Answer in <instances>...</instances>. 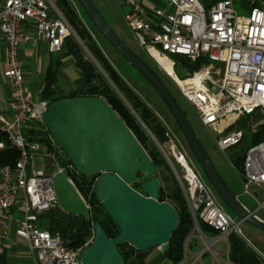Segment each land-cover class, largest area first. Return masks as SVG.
<instances>
[{
	"label": "built area",
	"instance_id": "obj_1",
	"mask_svg": "<svg viewBox=\"0 0 264 264\" xmlns=\"http://www.w3.org/2000/svg\"><path fill=\"white\" fill-rule=\"evenodd\" d=\"M118 2L129 9L124 19L137 45L153 61L152 50L171 62L172 75L166 74L167 77L200 123L216 133L219 150L243 141L240 124L246 123L252 135L258 127H264V0H216L211 4L202 0ZM24 25L33 27L37 40L48 43L50 53H59L65 41L75 36L54 0H0V33L6 43L2 76L11 93L10 116L0 118V134L20 151L14 166L0 167V255L9 241L8 219L13 217L15 235L25 243L32 264H80V254L88 243L68 247L66 238L50 233L38 223L42 214L58 209L54 175L67 170L74 187L72 177L78 175L68 161L65 168L49 173L32 166L38 145H28L23 130L27 123L41 120L49 102L36 99L24 88V75L17 61L20 45L29 40ZM169 55H179L189 65L199 62V68L189 72ZM208 62L219 63L221 70ZM176 65L187 70L185 79L177 77ZM258 113L262 118L254 121ZM3 148L0 141V150ZM170 150L181 171L180 175L175 173L177 183L199 241L194 251L187 250L185 241L183 258L177 264H231L227 238L230 233L241 235L240 222L222 211L217 195L187 156L175 145ZM240 176L245 194L252 186H264V130L263 140L246 149ZM259 207H264V202ZM200 222L216 234H203ZM217 242L223 245L221 253L214 249ZM206 255L209 259L204 261Z\"/></svg>",
	"mask_w": 264,
	"mask_h": 264
},
{
	"label": "water",
	"instance_id": "obj_2",
	"mask_svg": "<svg viewBox=\"0 0 264 264\" xmlns=\"http://www.w3.org/2000/svg\"><path fill=\"white\" fill-rule=\"evenodd\" d=\"M77 2L107 43L160 97L218 199L238 222L264 234V220L246 208L221 178L164 82L120 40L91 0ZM174 71L179 79L188 75L180 65ZM40 122L77 175L92 187L95 200L118 230L109 238L98 221H92L93 237L80 254V264H125L118 250L125 245L138 253L158 248L167 252L178 213L170 203L158 201L161 183L154 163L108 103L100 97L61 98L48 104ZM135 184L141 193L132 188ZM53 188L60 211L91 222L90 209L68 180L67 170L54 175ZM64 243L72 246V238Z\"/></svg>",
	"mask_w": 264,
	"mask_h": 264
},
{
	"label": "trees",
	"instance_id": "obj_3",
	"mask_svg": "<svg viewBox=\"0 0 264 264\" xmlns=\"http://www.w3.org/2000/svg\"><path fill=\"white\" fill-rule=\"evenodd\" d=\"M54 3L63 8L66 20L70 24L78 40L92 57V60L86 57L81 46L72 37L68 38L63 45V49L65 50L64 56L72 60L84 85L66 96L54 91V87L58 86L57 69L62 65L55 61L49 65L45 74L41 99L49 103L66 97L89 96L104 99L146 151L156 167L157 177L159 178L163 160L160 159L157 149L154 147V144L150 142L141 124L159 145H163L169 141L170 138L160 124L157 123L151 111L130 88L127 87L116 70L109 64L100 49L91 39L90 35L80 25L76 12L64 0H54ZM143 61L164 82L163 78L160 77L145 60ZM181 63L189 67V64H187L185 60L182 59ZM198 63L199 62L189 67L192 69L191 71H195L193 66H196L197 69V66H199ZM263 130L264 127L260 126L255 134L244 136L245 139L243 138V140H245L247 144L246 149L250 145L257 144L263 140ZM23 134L28 145L41 146V148L46 151V154H48L49 159H51V155H57V149L40 121L27 123L24 127ZM0 141L4 144V148L0 150V167L14 166L20 154L19 149L9 142L3 134H0ZM241 143L239 145H241ZM244 156L245 152L233 163L239 175L242 174ZM63 161H60L61 164H63ZM74 185L82 198L90 206L91 222H85L80 217L69 216L59 209H55L39 217V226L45 228L52 234L59 233L64 238L71 237L73 247H82L87 242H91L93 237L92 221L94 220L98 221L109 238H114L118 234V230L110 218L102 211L101 206L95 200L90 186H88L81 177L75 179ZM132 188L141 193L138 184L133 185ZM158 201H169L168 203H170L178 213V222L170 237L168 251L163 253L168 264H177L183 258L185 241L188 251H194L198 248L199 241L195 236L194 224L177 185H175L174 189L169 193L163 188H160ZM199 227L201 232L205 235L216 234L201 222L199 223ZM227 243L228 260L231 264H264V259L248 246L240 235L230 233L227 238ZM118 250L124 258L125 263L145 264L144 259L146 253H138L129 245L120 246Z\"/></svg>",
	"mask_w": 264,
	"mask_h": 264
},
{
	"label": "rangeland",
	"instance_id": "obj_4",
	"mask_svg": "<svg viewBox=\"0 0 264 264\" xmlns=\"http://www.w3.org/2000/svg\"><path fill=\"white\" fill-rule=\"evenodd\" d=\"M91 1L93 2L94 6L98 10L104 21L112 29V31L120 38V40L134 53H136L143 60H145L158 73V75L163 78L165 85L167 86L171 94L174 96L181 110L185 114L187 121L189 122L195 135L198 137L199 141L201 142L203 148L205 149L207 155L209 156L211 162L213 163L214 167L216 168L221 178L224 180V182L227 184L230 190L237 196L239 201L246 208L250 210H256L255 212L256 215L262 220H264V207H259L261 206V203L264 202V186L262 188H256L252 186L248 189V194H245L243 190V180L233 165V163L237 161V159L246 151V146H247V144L245 143L246 141L243 140L241 145L231 147L225 151L219 150L216 144V140L218 138L216 133L205 128L200 123L192 107L187 102H185V100L181 97L180 93L177 91V89L170 81V79L167 77V75L137 45L124 19L125 14L128 13L129 10L128 7L119 4L118 0H91ZM202 1L203 3L211 4L216 0H202ZM76 3H77L76 0H73V3L72 4L68 3V5L76 12V16L80 25L90 35L91 39L100 49V51L102 52L105 58H106L105 56L106 53L104 51V48L105 50L108 51L110 57L106 59L109 62V64L113 68L115 67L117 71L120 73V75L124 77L126 80H128L132 88L137 90L143 101L150 106L151 109L149 108L148 109L151 111V113L153 112L152 115L157 121V123L160 124V126L165 130L166 134L170 138L169 141H167L163 145H159L155 141L153 136L141 124V127L146 132L150 142H152L154 144V147L157 149L160 159L163 160V165L161 166L160 169L161 173L159 175V179H161L160 180L161 188H163L167 193H169L171 190L174 189L175 185L178 186L175 173L180 175L181 171L179 166L175 162L170 150L171 146L173 145H175L180 152H183L187 156V158L195 166L196 171H198L203 177V173L199 168L198 164L196 163L184 137L182 136L170 112L168 111V109L166 108L160 97L151 88V86H149V84L131 66H129L126 63V61L107 43V41L92 25V23L90 22L84 11L82 10L81 6L78 3L77 4ZM56 6L58 7L62 15L65 17L63 8L59 7L58 5ZM72 38L81 46L86 57L92 60V57L85 49V47H83L82 43L78 40L77 36L75 35ZM168 57L176 62H181L182 60V57L179 55H169ZM194 64L189 65V67H191ZM206 64H210L213 68L221 70L219 67V63L208 62ZM189 67L187 68L190 72L192 69ZM198 68L199 66H197V69ZM193 69L197 70L196 66H193ZM124 83L126 84L125 81ZM259 114L260 113H258V115L253 117L254 121L261 120L262 116H260ZM168 122L169 124H171V127L168 124ZM239 127L244 129L245 137L246 135H252L250 130L247 129L246 123L240 124ZM171 128H173V130H171ZM161 147H164L162 148V151L160 150ZM42 154L40 153L39 154L40 156L37 154L33 156L32 166L34 169H42L44 172L49 173L51 171H56L58 169L65 168L67 166V160L65 159L64 155L62 156L60 154L57 155L54 154L55 158L54 160L53 159L51 160L48 158L47 156L48 154H46L45 150L43 151ZM61 160L63 161V164H61L60 162ZM72 178H73V182H75L76 178L74 176ZM203 179L206 183H208L206 178L203 177ZM90 188L92 189V187ZM217 200L222 211L226 215L234 219L236 222H238L237 217L220 201V199L217 198ZM88 207L90 209L89 205ZM238 228L242 236L255 249L256 253H258V255H260L264 259V234L245 222L239 223ZM221 244L222 243L220 242L214 244V249L218 253H221L223 250ZM152 251L163 253L161 248L151 250V252ZM149 252H146L145 254V259H144L145 264H146L145 260ZM158 253H156V255H154L153 258H149L147 260V264H163L165 262V259L163 255ZM208 257L209 256L207 255L204 256L203 260L207 261V259H209ZM14 261H20V260L14 259ZM125 264H130V262L129 263L126 262Z\"/></svg>",
	"mask_w": 264,
	"mask_h": 264
},
{
	"label": "crops",
	"instance_id": "obj_5",
	"mask_svg": "<svg viewBox=\"0 0 264 264\" xmlns=\"http://www.w3.org/2000/svg\"><path fill=\"white\" fill-rule=\"evenodd\" d=\"M23 29L25 33L29 36V40L26 43L20 45L17 53V61L24 75V88L26 91L30 92L36 99H41V91L45 82V74L48 70L49 65L55 61L61 63L62 65L57 69L58 86L54 87V91L59 92L62 95L66 96L84 85V82L80 78L79 73L74 67L72 60L64 56V52H65L64 49H62L59 53H50L48 50V43L46 41L37 40L35 38V34L32 26L24 25ZM104 51L106 53V54L104 53L106 58H109L110 55L108 51L105 50V48ZM5 67H6V43L0 33V118L8 119L10 116L9 109L11 102V93L9 92L8 88L5 86L4 79L2 76ZM114 69L119 74L121 79L126 82L127 86L133 91V93L142 101V103L147 108L151 109L150 106L147 103H145L143 99L140 97L137 90L131 87V84H129L128 80L122 77L115 67ZM169 125L171 127V124ZM171 130H173V128H171ZM43 151L44 149L38 145V151L35 154L37 155H39L40 153L42 154ZM242 238L245 240L247 245L250 246L255 251V249L249 244V242L243 236ZM8 239L9 241L4 244L5 246L4 253L3 255H0V264H32L33 259L30 253L28 252L25 243L20 241L15 235V221L13 220V217H10L8 219ZM222 249H223V245H222ZM156 253L158 252L155 251L151 252L150 250L145 260L146 264H147V260L149 258H153V256L156 255ZM158 254L163 255V253H158ZM14 259H19L20 261H14ZM163 264H168V262L165 260Z\"/></svg>",
	"mask_w": 264,
	"mask_h": 264
},
{
	"label": "bare ground",
	"instance_id": "obj_6",
	"mask_svg": "<svg viewBox=\"0 0 264 264\" xmlns=\"http://www.w3.org/2000/svg\"><path fill=\"white\" fill-rule=\"evenodd\" d=\"M151 57L154 59L157 66L167 75H172V65L171 62L158 52L152 50Z\"/></svg>",
	"mask_w": 264,
	"mask_h": 264
},
{
	"label": "flooded vegetation",
	"instance_id": "obj_7",
	"mask_svg": "<svg viewBox=\"0 0 264 264\" xmlns=\"http://www.w3.org/2000/svg\"><path fill=\"white\" fill-rule=\"evenodd\" d=\"M218 198V197H217Z\"/></svg>",
	"mask_w": 264,
	"mask_h": 264
}]
</instances>
